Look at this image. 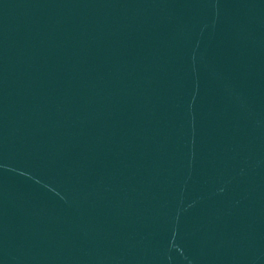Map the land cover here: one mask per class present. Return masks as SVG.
<instances>
[{
  "label": "water",
  "instance_id": "95a60500",
  "mask_svg": "<svg viewBox=\"0 0 264 264\" xmlns=\"http://www.w3.org/2000/svg\"><path fill=\"white\" fill-rule=\"evenodd\" d=\"M0 264H264V0H0Z\"/></svg>",
  "mask_w": 264,
  "mask_h": 264
}]
</instances>
